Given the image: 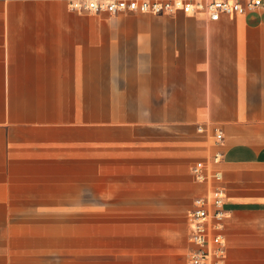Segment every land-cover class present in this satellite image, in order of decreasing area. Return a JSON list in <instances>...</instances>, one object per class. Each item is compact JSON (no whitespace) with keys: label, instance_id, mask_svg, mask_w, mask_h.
I'll return each instance as SVG.
<instances>
[{"label":"crops","instance_id":"obj_1","mask_svg":"<svg viewBox=\"0 0 264 264\" xmlns=\"http://www.w3.org/2000/svg\"><path fill=\"white\" fill-rule=\"evenodd\" d=\"M0 0V264H188L221 131L225 264H264V10Z\"/></svg>","mask_w":264,"mask_h":264},{"label":"built area","instance_id":"obj_2","mask_svg":"<svg viewBox=\"0 0 264 264\" xmlns=\"http://www.w3.org/2000/svg\"><path fill=\"white\" fill-rule=\"evenodd\" d=\"M68 6L77 13L203 16L208 22H219L224 17L245 16L264 10V0H71ZM198 131L209 133L211 150L207 158L192 168L195 180L205 186V190L195 198L189 214V241L193 249L188 264H225L224 221L229 213L225 209L227 196L221 187L223 173L219 170L224 160L220 150L224 135L217 129L206 127H200Z\"/></svg>","mask_w":264,"mask_h":264}]
</instances>
